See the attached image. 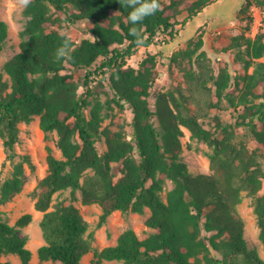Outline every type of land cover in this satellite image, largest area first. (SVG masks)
Instances as JSON below:
<instances>
[{
  "label": "trees",
  "instance_id": "1",
  "mask_svg": "<svg viewBox=\"0 0 264 264\" xmlns=\"http://www.w3.org/2000/svg\"><path fill=\"white\" fill-rule=\"evenodd\" d=\"M213 1L160 0L161 10L135 26L142 44L129 34L131 9L119 0H33L25 8L20 51L0 68V136L13 157L20 123L39 116L45 133H58L61 157L49 152L48 172L39 182L42 191L35 203L43 212L40 225L45 243L37 251L40 264H84L83 256L92 249L94 231L80 208L65 201L52 208L54 196L69 189L74 200L80 191L84 204L100 205L99 224L116 210H151L145 223L153 231L146 238L132 228L124 230L116 244L95 252V264L105 259L125 264H264L259 251L249 245L244 222L235 209L246 191L252 197L264 243L262 162L256 149L238 141L234 131L225 129L220 137L200 120L209 107L223 101L243 108V125L264 148V30L254 36L245 30L232 37L230 47L245 69L234 89L226 68L210 74L215 89L206 85L205 64L195 76L193 58L202 38L195 46L191 40L187 49L174 54V61L179 56L188 59L186 76L192 89L191 95L171 93L174 106L161 94L157 109L151 107L152 87L162 75L157 54H148L138 67L128 63L139 47L156 44L160 35L175 38L183 12L185 25ZM252 5L264 7V0H244L238 17L251 23L253 16L247 13ZM61 17L68 26L78 20L93 25L81 42L71 38L70 59L56 60L62 34L70 36L62 29ZM8 36V23L0 19V54ZM76 71H82V80ZM95 88L107 95L105 101L90 99ZM112 104L121 110L127 105L132 108L131 134L123 127H103ZM181 124L214 147L211 166L221 176L189 167L182 156ZM100 139L106 144L103 151L98 147ZM26 164L33 166L29 155L15 163L12 175L1 182V202L23 185ZM169 180L174 185L164 194ZM31 220V213L23 214L15 224L0 217V264H12L1 259L6 254L19 256L22 264H34L28 237L19 230Z\"/></svg>",
  "mask_w": 264,
  "mask_h": 264
},
{
  "label": "rangeland",
  "instance_id": "2",
  "mask_svg": "<svg viewBox=\"0 0 264 264\" xmlns=\"http://www.w3.org/2000/svg\"><path fill=\"white\" fill-rule=\"evenodd\" d=\"M191 1V0H186ZM244 0H215L206 6L196 17L188 21L185 25L181 23L185 16L183 12L179 16L176 25V37L171 38L170 35H160L156 44L150 47H139L137 53L128 60L132 66L138 67L140 62L148 54H157L159 58L158 69L162 75L156 80L151 90L150 103L151 107L157 109V100L161 94L167 95L172 106L171 93L177 96L179 92L186 95H191V81L186 76V69L190 68L188 59L179 56L178 60L173 59L174 54H178L182 50L189 47V42L193 41V46L196 45L200 38L203 39V44L194 55V74L198 76L202 70L200 65H206L208 69L207 87L215 89L213 82L210 79V74L213 72L218 74L222 68H226L232 76L231 89L235 88V82L239 76L245 74L243 64L235 58V51L230 47V42L233 36L240 34L242 31L247 32V35L254 36L260 29L264 30V7L252 5L248 11V15L253 16V21L248 23L238 17V12ZM185 4V3H184ZM184 4L181 8H184ZM26 7L20 5L19 0H0V19L5 20L9 26V36L5 43L4 50L0 54V68H3L4 63L20 51V43L25 38L23 31L27 16L24 14ZM64 16V14H61ZM61 26L71 38L79 43L86 37L88 28L93 25L88 20H78L73 26L63 20ZM59 26V25H58ZM261 60L264 61V58ZM164 62V63H162ZM252 70V69H251ZM76 77L82 80V71L75 72ZM8 77V75H5ZM91 96L100 98L102 101L107 99L104 92H97ZM258 92L262 93L263 89L258 88ZM238 93V92H237ZM216 101L217 97L213 95ZM107 108L103 122V127L110 126L113 129L124 128L127 134L133 132L131 122L133 121L132 108L127 105L124 110H121L117 105ZM243 108H235L230 106L226 101L220 105L208 108V113L200 120L203 125L216 132L217 136H222L223 131L228 129L234 131L238 141L245 142L250 149H256L259 160L262 162L264 172V156L262 152L264 148L259 146L256 139L253 138L249 128L243 125L241 113ZM89 115V111H88ZM158 126L159 120H156ZM20 140L15 146L16 154L12 157L10 150L5 147L4 140L0 136V185L12 175L14 164L22 159L24 155H29L33 166L26 164L24 181L20 189L15 191L11 198L5 202L0 201V217L11 224L25 213L32 214V220L25 226L19 227L21 234L28 237L27 246L33 252L32 262L40 264L38 258V248L45 243L43 232L41 229V219L43 212L35 207V203L42 191L39 186L40 180L48 172L47 157L50 151L58 157H61V151L57 146L58 133L56 131L45 133L40 127V117L34 116L30 122L20 123ZM102 127V128H103ZM183 135L181 141L183 144V159L187 162L190 168L195 172H202L221 176L217 169L211 166V153L214 147L205 140H201L193 136L192 131L187 126L181 124ZM100 151L106 148L103 140L98 141ZM264 181V178H263ZM173 182L168 181L165 187L167 193L172 187ZM77 199H73L70 189L63 192H58L52 202V208H55L61 201L65 203L73 202L78 206L90 223V231H94V240L92 249L89 253L83 256L84 264H95L96 251H101L109 245L117 243L119 235L126 229L132 228L136 231L140 238H146L153 229L146 225V219L151 214V210L147 207L144 213L127 212L120 210L114 211L102 224L100 223L102 208L98 204H84L82 202L81 192L77 191ZM242 199L236 205V215L244 222L245 237L251 247L256 248L264 258V243L260 239V227L257 222L255 207L252 202V197L246 191L242 193ZM3 261H10L12 264H22L19 256L15 254H6L1 258ZM41 264H51V261ZM101 264H125L119 260H103Z\"/></svg>",
  "mask_w": 264,
  "mask_h": 264
},
{
  "label": "clouds",
  "instance_id": "3",
  "mask_svg": "<svg viewBox=\"0 0 264 264\" xmlns=\"http://www.w3.org/2000/svg\"><path fill=\"white\" fill-rule=\"evenodd\" d=\"M32 2L33 0H19L20 5L23 7H28ZM119 3L131 9L128 14V21L133 27L130 28L129 34L136 37L137 44H142L143 40L141 38V33L135 26L147 17L155 15L157 11L161 10L160 0H119ZM70 41V36L66 33L62 34V43L55 53L56 60L71 58L69 53Z\"/></svg>",
  "mask_w": 264,
  "mask_h": 264
}]
</instances>
